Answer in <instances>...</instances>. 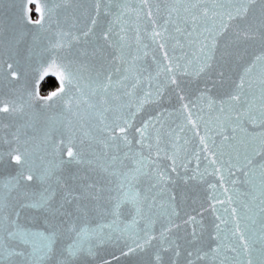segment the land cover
<instances>
[{"label": "water", "instance_id": "water-1", "mask_svg": "<svg viewBox=\"0 0 264 264\" xmlns=\"http://www.w3.org/2000/svg\"><path fill=\"white\" fill-rule=\"evenodd\" d=\"M30 2L36 5L39 14L37 21L40 23L30 19ZM197 4L199 6L194 8L193 5ZM205 7L209 11V18L206 25L202 17L198 20V30L213 25L219 30L222 19L228 24L218 37L216 60L212 68L199 76L178 72L175 85L166 83L160 66L167 65L169 61L164 59V51L159 44L166 42V51L173 65H184L187 59H194L195 45H190L185 36L192 30V16H199ZM228 10L227 0H147V3L144 0H0V107L9 106V111L0 112V192L8 196L6 186L12 180L15 187L5 202L16 205L22 227L32 231L51 229L41 209L25 206L30 202V197L38 195L48 183L42 179L25 181L23 177L29 171L41 177L46 169L52 168L55 176L61 177L62 183L77 192L81 184L96 182L104 189L103 198L99 201L104 207L109 195H115L118 177L109 175L103 169L107 167L109 172H126L139 167L132 157L138 161L140 153L147 160L142 174L133 183L142 195L148 193L149 201L155 197L152 234L156 239L144 250L129 253L128 248L134 247V233L143 229L144 222L138 221L132 231L124 233H110L105 228V239L95 241L92 254L86 262L80 260L79 264H149L156 249L161 246L159 237L164 228H170V232L165 233L167 239L179 244L181 250L192 251L209 242L208 234L219 222L216 216L230 221L232 208L238 212L244 211L241 203L249 201L255 193L252 185L245 182L242 173L229 175L227 161L231 156L235 162L237 153L243 157L245 148L264 132L258 118L260 90L257 81L261 68L257 66L248 77L253 82V88L250 91L246 88L247 96L241 98L242 101L247 99L251 102L257 118H245L242 124L244 131L237 130L236 139L230 142H224L220 135L221 123H225L224 135L232 136L235 111L220 113L218 102L232 93L234 82H238L244 68L262 50L258 38L236 41L238 32L258 22L259 0L247 19L228 21L226 15H220ZM166 20L169 21L167 25ZM177 27L183 29V33H178ZM89 28L92 31L84 37L83 33ZM154 28L163 32L164 40L153 41ZM109 29L111 31L106 41L103 33ZM224 51L234 54L222 57ZM121 55L126 63H121ZM134 57L137 58L135 63ZM117 67L121 68V74L123 68H130L132 75L140 76V83L135 89L137 97L152 92L153 98L139 111L133 108L136 115L132 121L133 127L128 130L132 143H120L117 147L108 141L112 146L105 148L107 134L102 131L104 124L113 121L120 113H104V123H101L100 112L108 105L99 104L100 97L94 96L93 92L98 80L109 72L113 73L114 80L119 79L115 74ZM195 68L194 63L189 71L194 72ZM13 71L17 73L16 78L12 77ZM221 71L223 77L217 75ZM69 72L74 77L71 86L67 84ZM61 76L64 77L63 93L58 91L62 86ZM46 78H53L58 86L48 94H41L39 87ZM132 83L136 81L110 95L121 96L122 102L127 103L130 98L123 97V92L130 89ZM53 92H58V95L46 100ZM201 94L205 97L203 100L200 99ZM69 100L72 102L71 111L67 110ZM210 100L217 103L210 104ZM88 102L96 104V107L90 108ZM183 105H188V109L185 110ZM13 106L15 111L12 110ZM189 113L197 127L189 123ZM158 115L159 121L145 133L148 139L143 146L137 144L140 137L135 129L149 118L155 121ZM226 115L231 117V122L225 121ZM201 136L208 137V151H204L200 143ZM69 147L85 163L69 162ZM18 153L27 154L23 166L10 158V154ZM125 153H128L127 158ZM113 155L118 157L115 164L111 161ZM173 158L176 171H172ZM214 158L217 161L215 165L211 164ZM221 161L224 162L223 169L216 172L214 169L221 168ZM255 162L259 164L262 161L257 157ZM159 173L164 174L165 182L157 183L155 177ZM233 180L236 181L235 185ZM211 185L216 186L215 191ZM109 189L113 191L110 193ZM225 189L228 191L225 192ZM60 196L58 192L57 202H60ZM229 196L232 197L231 204L228 203ZM170 197H174V200H170ZM81 203L92 207L94 202L84 200ZM214 203L215 212L212 210ZM161 205L164 207L161 208ZM130 207H123L120 229L132 218ZM74 208L75 202L65 205L67 211L74 212ZM173 209L175 215L169 216ZM225 209H228L227 213ZM7 212L5 209V215ZM189 216L196 217L204 226L200 241H193L192 225L185 224ZM110 219V216L91 212L87 222L89 226L96 227L107 224ZM231 227L229 223L228 228ZM256 228H259V223ZM197 232H200L199 227ZM140 234L143 235L142 232ZM169 255L171 253H165V261ZM47 264H55V260L49 257ZM179 264H186L183 257L179 258Z\"/></svg>", "mask_w": 264, "mask_h": 264}, {"label": "snow or ice", "instance_id": "snow-or-ice-1", "mask_svg": "<svg viewBox=\"0 0 264 264\" xmlns=\"http://www.w3.org/2000/svg\"><path fill=\"white\" fill-rule=\"evenodd\" d=\"M229 4V10L226 13H221L223 17L226 15L227 20L231 21L236 18L247 19L248 13L255 8L258 0H227ZM147 3V0H144ZM260 4V17L258 22L249 24L241 32L236 35L237 43L240 40L259 39L261 42V52L256 55L243 72L239 76L238 82H234L232 93L228 95L225 100L218 102V111L220 113H231L235 111V127H233V135H224L223 128L225 123H221L220 135L224 142H230L236 139L235 133L237 130L243 132L242 124L244 119L248 120L256 119V115L253 112L251 102L247 99L242 101V97H246L247 93L245 89L249 91L253 88V82L248 79L253 70L259 66L261 68L260 76L257 81L260 90V109L259 120L260 126L264 127V0H259ZM199 5H193L198 7ZM99 8V3L97 4ZM39 10V9H38ZM151 13H149V16ZM203 18L205 25L209 18V11L205 7L203 12L198 15L192 16V30L187 32L185 39L188 40L190 45H195V51L193 52L194 59H187L184 65L176 63L173 65L168 57L166 51V42L159 44V48L164 51V59L168 60L167 65H161L162 71L165 74L166 83L175 85L177 83L176 73L183 72L189 75L199 76L201 73L209 71L215 60L218 48V37L228 27V24L222 19L219 30L215 25L209 27L205 26L198 30V20ZM169 21H165V25ZM37 23H40L37 21ZM96 21L93 20V24ZM185 23H187L185 21ZM92 31L91 28L83 33L84 37H87ZM109 31L103 33V39H109ZM167 31V27L164 28V32ZM178 33H183V29L176 28ZM193 33H196L193 36ZM67 35V34H64ZM153 41L157 39L164 40V34L161 31L153 30ZM73 39H79V37H73ZM139 41V37H137ZM179 43V41H177ZM147 53H145L146 55ZM234 53L230 51H224L221 53L222 57L231 56ZM117 58H114V60ZM121 63H126L123 57H119ZM137 58H133V63ZM195 63L196 68L194 72H190L189 69ZM9 65V69H11ZM132 69L123 68V74H121V68L115 69V74L119 76V79H113V73L109 72L106 77L99 79L94 90L93 95H99L98 103L101 105H108L104 107L100 112L101 123H104V113L109 111L120 113L110 123L104 124L102 131L107 134V140L104 141L105 148L112 145L119 146L120 143L130 145L132 141L128 138V130L133 127V119L135 118L136 111L153 98L152 92H147L143 97H137L135 89L137 84L140 83L139 75H132ZM12 77L16 78L17 73L12 72ZM223 77V72L217 74ZM73 75L68 73L67 84L72 85ZM133 80L136 83L131 84V88L123 92V97L130 98L127 103L122 102V97L118 95H110L120 89H126L128 84ZM62 86L59 89V93L64 91V77L61 76ZM79 91V88H77ZM162 90V89H161ZM83 95V93H81ZM58 95V92L51 93L46 100H51L52 97ZM159 95V92H157ZM205 97L201 94L200 99ZM183 99V97H181ZM71 100L67 102V110L71 111ZM79 103V101L77 102ZM216 101H211L210 104H216ZM246 105V106H245ZM90 108L96 107V104L88 102ZM135 107L136 111H133ZM185 110L188 109V105L182 106ZM13 111L15 107L13 106ZM9 111L8 105L0 107V112ZM159 121V115L156 120L152 118L144 121L141 127L135 129V133L140 137L136 141L137 144L143 146V143L148 137L145 133L150 126H154L155 122ZM225 121L231 122L229 115L225 116ZM189 123H192L193 127H197L194 121L191 120V113H189ZM199 135V133H197ZM207 136L200 137V143L203 145L204 151L209 150V145L206 142ZM258 140V143L256 142ZM108 141L112 142V145ZM149 147H151L149 145ZM140 159L135 160L132 157L135 164L139 167H133L126 172H117L115 170L109 172L105 167L103 170L108 172L111 176L118 177L116 187L114 189L115 195H109L107 198V205L101 207L99 201L103 198L104 189L96 182H88L80 185V191L68 187L62 183L61 177L55 176V171L52 168L46 169L41 177L34 176L31 171L27 176H24L25 181H33L34 179H42L48 181L47 186L38 195L30 197V202L25 205L27 207H35L41 209L45 213V220L51 224V229H45L44 231H32L24 228L19 223V212L16 205H9L5 201L9 198L11 191L15 187L12 180L8 181L7 190L8 196L5 193L0 192V264H47L48 258L51 257L55 260V264H79V261L87 260V257L92 254L94 242L103 241L105 239L104 229L107 228L111 232H129L133 230V226L138 221L144 222V227L141 230L135 231V239L132 241L134 247H129L128 252L144 250L153 239L156 237L152 234V225L155 223L153 219L152 210L156 207L155 197L149 201V195L145 192L143 195L140 191L136 190V185L133 183L137 177L142 174L146 157L142 153L139 154ZM221 155H223L221 153ZM215 156V153H213ZM67 157L69 162L85 163L82 157L78 153L73 151L72 147L67 149ZM128 157V153H125V158ZM259 157L262 161L257 164L256 158ZM10 158L17 165L23 166L27 160V154H15ZM118 160L116 155L111 157L112 164H115ZM63 163V161H61ZM91 164V161H87ZM122 163V161H121ZM217 163L214 158L211 164ZM176 162L173 158L172 171H176ZM224 162L221 161V168L214 169L216 172H220L223 169ZM227 171L229 175L235 173H242L245 177V182L252 185V191L255 193L251 196L247 202H242L241 207L243 212H238L236 208L231 210V220L229 221L223 216H216L218 223L214 224L213 230L208 234L209 242L201 247H198L192 251L187 249L181 250L179 244L174 241H170L165 236V233L170 232V228H164L160 234V247L156 249L149 264H179V258L183 257L186 264H264V132L259 137L254 138L249 146L245 148L243 157L237 153L235 162L230 156L227 161ZM53 178L54 184L53 186ZM157 183L165 182L166 178L163 173H159L156 177ZM195 178V176L193 177ZM221 176V181H223ZM235 185L236 181H232ZM156 185H153L155 187ZM214 191L215 185L210 186ZM113 189H109L111 193ZM228 189H225L227 192ZM58 192L61 194L60 202L56 201ZM170 200H174V197H170ZM215 199V198H213ZM94 202L92 207L88 204H82L81 201ZM75 202L74 212L67 211L65 205ZM228 203H232V197H228ZM130 205L131 220L125 224L123 229H120L119 223L121 222V216L123 215V207ZM223 206V202H221ZM161 208L164 205L160 206ZM5 209L8 210L5 215ZM212 210L216 211V204L212 205ZM228 209H225L227 213ZM91 212L101 213L104 216H110L111 219L107 224H101L96 227L89 226L87 218ZM15 214V215H14ZM175 215L173 209L169 212V216ZM231 223L232 227L229 229L228 224ZM259 223V228H256V224ZM171 225V220H169ZM185 224L192 225L191 236L193 241H200L205 231L201 221H198L196 217L189 216L185 221ZM223 225V227H222ZM251 225V227L249 226ZM199 227L200 232H197ZM143 233L141 235L140 233ZM213 243L215 246H212ZM166 245V247H165ZM165 253H171L165 261ZM186 253V255H185ZM79 258V260L77 259Z\"/></svg>", "mask_w": 264, "mask_h": 264}, {"label": "trees", "instance_id": "trees-1", "mask_svg": "<svg viewBox=\"0 0 264 264\" xmlns=\"http://www.w3.org/2000/svg\"><path fill=\"white\" fill-rule=\"evenodd\" d=\"M57 87V84L53 78H47L41 85L40 91L43 94H47L50 91L54 90Z\"/></svg>", "mask_w": 264, "mask_h": 264}, {"label": "flooded vegetation", "instance_id": "flooded-vegetation-1", "mask_svg": "<svg viewBox=\"0 0 264 264\" xmlns=\"http://www.w3.org/2000/svg\"><path fill=\"white\" fill-rule=\"evenodd\" d=\"M28 7H29V11H30V19L31 20H33V21H37L38 19H39V14L36 12V5L34 4V3H32V2H30L29 4H28ZM47 79V78H46ZM45 79V80H46ZM44 80V81H45ZM43 81V82H44ZM42 82V83H43ZM56 82V81H55ZM42 83H41V85H42ZM57 84V83H56ZM41 85H40V87H41ZM58 86V85H57ZM40 87H39V90H40ZM57 88V87H56ZM55 88V89H56ZM54 89V90H55ZM54 90H52V91H54ZM52 91H50V92H52ZM49 92V93H50ZM40 93H41V91H40ZM41 94H43V93H41ZM48 94V93H47Z\"/></svg>", "mask_w": 264, "mask_h": 264}]
</instances>
